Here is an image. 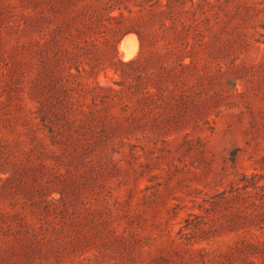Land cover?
<instances>
[{"label":"rangeland","instance_id":"rangeland-1","mask_svg":"<svg viewBox=\"0 0 264 264\" xmlns=\"http://www.w3.org/2000/svg\"><path fill=\"white\" fill-rule=\"evenodd\" d=\"M0 264H264V0H0Z\"/></svg>","mask_w":264,"mask_h":264},{"label":"bare ground","instance_id":"bare-ground-1","mask_svg":"<svg viewBox=\"0 0 264 264\" xmlns=\"http://www.w3.org/2000/svg\"><path fill=\"white\" fill-rule=\"evenodd\" d=\"M125 44V46H126V43H124ZM129 47V46H128ZM127 49V48H126ZM128 51H131V50H128ZM131 53V52H130Z\"/></svg>","mask_w":264,"mask_h":264}]
</instances>
